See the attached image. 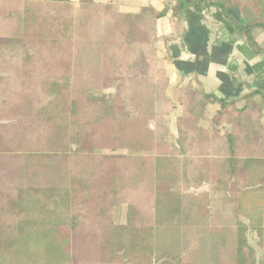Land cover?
Returning a JSON list of instances; mask_svg holds the SVG:
<instances>
[{
	"label": "trees",
	"instance_id": "obj_1",
	"mask_svg": "<svg viewBox=\"0 0 264 264\" xmlns=\"http://www.w3.org/2000/svg\"><path fill=\"white\" fill-rule=\"evenodd\" d=\"M173 1L180 16L187 3ZM211 8L226 18L231 9L251 11L254 18L236 31L264 56L252 34L264 29L262 0L194 3L198 12ZM167 10L0 0V264H237V227L244 224L232 222L226 208L250 220L264 249V98L247 94L238 107L237 100L207 96L220 110L203 127L188 110L194 91L175 86L179 143L160 138L171 102L152 114L155 95L166 96L169 85L154 42L156 21ZM139 76L149 96L127 110L122 94ZM113 81L116 99L88 97ZM226 122L230 129L222 131ZM71 125L92 127L89 152H70ZM99 148L148 153L117 156ZM182 160L226 194L225 208L213 213L207 193L180 191ZM122 203L133 207L127 225L113 221ZM201 223L207 235L196 255L184 256L190 239L184 230Z\"/></svg>",
	"mask_w": 264,
	"mask_h": 264
},
{
	"label": "crops",
	"instance_id": "obj_2",
	"mask_svg": "<svg viewBox=\"0 0 264 264\" xmlns=\"http://www.w3.org/2000/svg\"><path fill=\"white\" fill-rule=\"evenodd\" d=\"M70 1L80 4V0ZM94 1L112 5L121 13H140L145 7L156 11L168 8L166 15L156 21L157 66L166 71L171 88L187 85L195 92V106H203L198 110L201 126L209 127L220 110L218 102L203 100L207 96L237 100V106L242 107L243 98L256 93L255 100L262 102L264 56L254 53L245 37L236 31V24L246 22L240 10H229L226 18L218 8L198 12L194 9L196 0H185L188 7L176 16L173 0ZM252 34L264 46V29L256 27ZM239 254L238 246L237 264Z\"/></svg>",
	"mask_w": 264,
	"mask_h": 264
},
{
	"label": "rangeland",
	"instance_id": "obj_3",
	"mask_svg": "<svg viewBox=\"0 0 264 264\" xmlns=\"http://www.w3.org/2000/svg\"><path fill=\"white\" fill-rule=\"evenodd\" d=\"M243 16L246 21H250L254 18V14L251 11L243 12ZM154 46L156 48L155 42ZM156 56H158L157 48H156ZM158 67V66H157ZM160 68V67H159ZM117 81L108 82L106 86L101 89H93L89 92L88 97L90 99H104V100H114L116 99L117 94ZM172 89L169 85L166 90V96H160L156 94L153 101L155 102L154 106V115H156L157 110L160 106H165L167 100H170V114L168 120L166 121L167 130L161 129L160 138L167 139L170 142L179 143V138L177 135L176 128V118L181 114V105L178 101L173 100L174 96L172 95ZM195 93V92H194ZM145 96H149V92L145 90L144 87V77L139 76L137 78V82L130 87L127 88L125 92L122 94V98L125 100V105L127 110L130 109L129 105L135 102H139ZM196 99V94L194 99L192 100L189 111H192L199 117L198 110L202 109V105L195 106L194 102ZM204 101H210V98H203ZM205 104V103H204ZM219 113V112H218ZM218 115V114H217ZM216 115V116H217ZM215 116V117H216ZM214 117V118H215ZM213 119V118H212ZM156 122L154 120H150L148 125L153 130H156ZM200 123V119H199ZM144 124V123H141ZM211 125V123H210ZM209 125V127H210ZM203 126V125H202ZM222 131L229 130L230 126L226 122L221 127ZM160 130V129H159ZM163 134V135H162ZM70 152H78V153H87L90 151V146L92 142V127L90 125H71L70 126ZM97 153H104L109 155H134V154H145L147 151H142L135 148H99L95 149ZM152 153V152H149ZM178 188L184 195H189L196 198L200 194L207 193L209 198L211 199V208L212 212H218L222 210L224 207V201L226 199V194L222 193L218 190H215L212 185L208 182H205L201 179V173L199 168L195 166H191L187 161L182 160V170H181V180L178 185ZM262 197H264V192L260 193ZM264 203V199H263ZM226 214H228L232 220L243 222V226L238 225V234L239 239L237 237V246L240 245V254H239V264H264V249L258 245V241L260 240V236L258 235V231L253 227L250 223V220L243 216H235V213L231 208H226ZM237 217V218H236ZM134 213L133 207L130 204L122 203L114 207L113 210V221L117 225H127L133 222ZM238 219V220H237ZM206 224H195L193 227H188V229L184 230L185 232H189L190 239L187 244L183 248L184 256H194L198 252L199 246L202 244L204 237L207 235ZM238 257V252H237Z\"/></svg>",
	"mask_w": 264,
	"mask_h": 264
}]
</instances>
